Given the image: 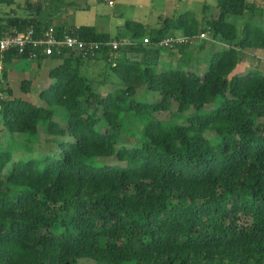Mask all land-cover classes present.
<instances>
[{"label": "trees", "instance_id": "1", "mask_svg": "<svg viewBox=\"0 0 264 264\" xmlns=\"http://www.w3.org/2000/svg\"><path fill=\"white\" fill-rule=\"evenodd\" d=\"M216 4L218 16L201 24L184 12L158 28L126 20V34L114 36L53 24L39 4L0 22V35L53 24L97 43L86 54L64 47L36 57L59 60L42 104L0 96V264H264V73L233 72L238 48L264 49V27L255 0ZM203 29L224 46L201 74L182 58L158 66L165 36ZM124 36L129 43L108 44ZM14 58L31 57L5 55ZM87 59H104L120 87L102 93L106 77L94 83L81 68Z\"/></svg>", "mask_w": 264, "mask_h": 264}, {"label": "rangeland", "instance_id": "2", "mask_svg": "<svg viewBox=\"0 0 264 264\" xmlns=\"http://www.w3.org/2000/svg\"><path fill=\"white\" fill-rule=\"evenodd\" d=\"M14 0L12 4H0V22L6 23L7 19L12 16H28L33 13L35 5L41 6L42 14H48L54 23L66 22L68 26L87 24L94 25L99 30L107 31L112 36L123 34L127 29L125 27L126 20H135L144 26L158 28L161 26L165 17L176 18L181 13L189 16L193 15L201 24L205 17L216 18L219 13L217 0ZM258 4L257 9L253 13V18L259 21L264 27V0H255ZM204 4H207L203 10ZM47 10V11H46ZM229 21L239 24L241 21L236 19L234 15H229ZM50 25V26H53ZM204 32V36L200 33ZM184 35V34H180ZM170 36V35H168ZM125 37V36H124ZM167 37V36H165ZM164 37V38H165ZM127 40V37H125ZM124 40V39H121ZM125 40V41H126ZM187 42V54L182 56L180 51L181 44L186 42L175 41L171 44L158 43L161 49L157 52L158 66L162 64H170L169 67H177L182 64L185 69L192 68L201 74L208 66L210 54L214 50H219L224 43L213 38L212 35L203 29L198 33L197 37ZM144 42V41H143ZM148 41L144 42L146 45ZM147 44V48L149 49ZM151 54V55H150ZM149 55L154 57V52ZM239 63L233 70L234 73H241L250 68H257L260 73H264V49L246 47L238 48ZM142 57V54L139 53ZM178 58H182V63H178ZM181 60V59H180ZM58 59L51 56L45 59L37 58H14L6 65V75L4 88L9 87L11 92L3 90L2 97H18L25 96L35 103L42 104L39 98V91L46 87L49 83L48 71L58 63ZM169 62V63H168ZM180 66V65H179ZM82 71L88 76L93 77L94 83L101 77H106V83L101 85L102 93L107 89L120 87V76L113 72L109 64L104 60H85L81 66ZM31 80V89L24 92L21 89L23 79ZM119 83V84H118ZM147 100H156L157 97L150 92H142L139 94ZM190 113L195 112L194 109L189 110ZM162 119L170 116L169 111L158 113ZM0 116V123H1ZM2 127V126H1ZM5 132L0 131V136L6 137ZM84 261V260H83Z\"/></svg>", "mask_w": 264, "mask_h": 264}, {"label": "built area", "instance_id": "3", "mask_svg": "<svg viewBox=\"0 0 264 264\" xmlns=\"http://www.w3.org/2000/svg\"><path fill=\"white\" fill-rule=\"evenodd\" d=\"M111 4L112 1L109 0ZM205 33L201 32L200 36H204ZM198 34L188 35H170L163 38L160 43L171 44L175 41L180 42H192L194 37ZM113 39L108 44L112 48H118L123 44L129 43V40ZM126 40V41H125ZM144 42L148 41L147 38L143 39ZM95 42H85L77 36L63 33L58 35L54 26H48L42 32L37 33L33 28H27L23 31L12 30L6 32L4 35H0V96H2V90L5 84V73H6V61L5 55L10 51H17L18 53L28 51L29 56L32 58L38 57L39 54L52 55L59 53L64 47L68 49L83 50V54H86L87 50L96 46Z\"/></svg>", "mask_w": 264, "mask_h": 264}, {"label": "crops", "instance_id": "4", "mask_svg": "<svg viewBox=\"0 0 264 264\" xmlns=\"http://www.w3.org/2000/svg\"><path fill=\"white\" fill-rule=\"evenodd\" d=\"M112 4H114V3H112ZM78 25H81V24H78ZM78 25H76V26H78ZM97 28V27H96ZM98 29V28H97ZM99 30V29H98ZM101 31H103V30H101ZM104 32H107V31H104ZM126 37V36H125Z\"/></svg>", "mask_w": 264, "mask_h": 264}]
</instances>
